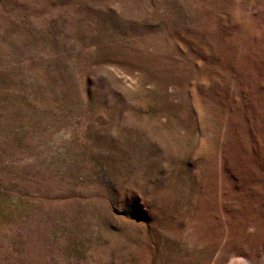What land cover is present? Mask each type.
I'll return each instance as SVG.
<instances>
[{"label":"rangeland","instance_id":"1","mask_svg":"<svg viewBox=\"0 0 264 264\" xmlns=\"http://www.w3.org/2000/svg\"><path fill=\"white\" fill-rule=\"evenodd\" d=\"M0 264H264V0H0Z\"/></svg>","mask_w":264,"mask_h":264}]
</instances>
